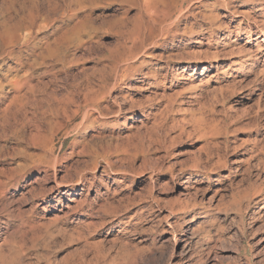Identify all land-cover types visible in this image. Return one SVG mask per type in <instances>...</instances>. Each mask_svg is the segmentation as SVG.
<instances>
[{
	"label": "rangeland",
	"instance_id": "rangeland-1",
	"mask_svg": "<svg viewBox=\"0 0 264 264\" xmlns=\"http://www.w3.org/2000/svg\"><path fill=\"white\" fill-rule=\"evenodd\" d=\"M0 3V264H264V0Z\"/></svg>",
	"mask_w": 264,
	"mask_h": 264
},
{
	"label": "bare ground",
	"instance_id": "bare-ground-1",
	"mask_svg": "<svg viewBox=\"0 0 264 264\" xmlns=\"http://www.w3.org/2000/svg\"><path fill=\"white\" fill-rule=\"evenodd\" d=\"M171 1H172V0H171ZM0 4H1V3H0ZM2 4H3V3H2ZM3 5H4V4H3ZM173 13H174V12H173ZM173 13H172V14H173ZM17 29H18V28H17ZM10 30H11V29H10ZM12 45H13V44H12ZM10 46H11V45H10ZM0 48H1V47H0ZM6 56H7V55H6ZM19 62H20V61H19ZM21 63H22V62H21ZM17 64H18V63H17ZM21 67H22V66H21Z\"/></svg>",
	"mask_w": 264,
	"mask_h": 264
}]
</instances>
